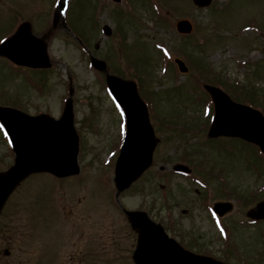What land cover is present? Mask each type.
<instances>
[{
  "label": "rangeland",
  "instance_id": "1",
  "mask_svg": "<svg viewBox=\"0 0 264 264\" xmlns=\"http://www.w3.org/2000/svg\"><path fill=\"white\" fill-rule=\"evenodd\" d=\"M97 2L108 8L99 14ZM159 2L157 18L146 0H0V39L27 22L51 64L16 68L0 57V106L58 120L69 98L79 137L77 175H30L2 207L0 264H134L137 233L121 209L145 212L194 253L264 264V221L246 216L264 199V160L239 139L207 138L213 105L202 88L218 87L264 115V0ZM179 20L192 30L177 33ZM89 56L121 80L137 78L154 131L151 165L120 193L113 177L124 117ZM13 159L0 126V172ZM187 162L192 176L172 171ZM216 202L233 204L223 228L211 219Z\"/></svg>",
  "mask_w": 264,
  "mask_h": 264
},
{
  "label": "water",
  "instance_id": "2",
  "mask_svg": "<svg viewBox=\"0 0 264 264\" xmlns=\"http://www.w3.org/2000/svg\"><path fill=\"white\" fill-rule=\"evenodd\" d=\"M211 1L193 0L198 7L207 6ZM176 28L180 33L191 30L186 21L177 22ZM105 31L109 33L108 29ZM0 55L20 66L50 67L45 45L31 34L27 23L0 45ZM176 62L180 71L185 72L183 64ZM92 63L96 69L105 72L103 62L92 59ZM106 83L127 120L126 138L115 166L114 182L119 193L126 190L150 165L154 138L145 105L139 99L135 85L110 75L106 76ZM205 89L212 97L215 110L208 137L240 138L257 145L264 154V117L249 107L232 102L214 87L205 86ZM0 122L15 154L12 167L0 173V210L14 188L32 173L48 172L59 178L78 173L77 136L73 130L70 101L66 102L59 120L45 115L29 116L0 107ZM173 170L188 171L180 165L174 166ZM229 209L227 204L214 206L219 216ZM126 214L132 229L138 233L133 253L135 264H221L182 250L145 213L134 211ZM249 216L264 219V201Z\"/></svg>",
  "mask_w": 264,
  "mask_h": 264
}]
</instances>
